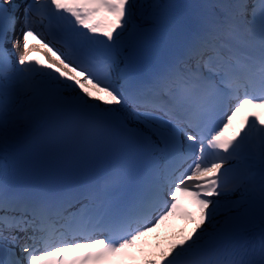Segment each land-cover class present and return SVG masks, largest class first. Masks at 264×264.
Listing matches in <instances>:
<instances>
[{
    "label": "snow or ice",
    "instance_id": "1",
    "mask_svg": "<svg viewBox=\"0 0 264 264\" xmlns=\"http://www.w3.org/2000/svg\"><path fill=\"white\" fill-rule=\"evenodd\" d=\"M256 110L264 0H0V264H264Z\"/></svg>",
    "mask_w": 264,
    "mask_h": 264
},
{
    "label": "rangeland",
    "instance_id": "2",
    "mask_svg": "<svg viewBox=\"0 0 264 264\" xmlns=\"http://www.w3.org/2000/svg\"><path fill=\"white\" fill-rule=\"evenodd\" d=\"M31 42H32V40L29 41L30 46L39 47V48L43 49L39 43H38V45H36V43L31 44ZM48 56L50 57V54H48ZM193 227H195V224L194 223H190L189 226L186 229L182 230V232L183 233L190 232ZM174 232H178V233H174ZM179 233H180L179 231L168 232L167 234H165L166 235V240L169 239V238H172V237H179L180 236ZM162 238H164V236ZM160 239H161V237H160Z\"/></svg>",
    "mask_w": 264,
    "mask_h": 264
},
{
    "label": "bare ground",
    "instance_id": "3",
    "mask_svg": "<svg viewBox=\"0 0 264 264\" xmlns=\"http://www.w3.org/2000/svg\"><path fill=\"white\" fill-rule=\"evenodd\" d=\"M36 41L32 40L31 44H34ZM39 42L36 43V45H38ZM40 44V43H39ZM46 51V50H45ZM49 54V53H48Z\"/></svg>",
    "mask_w": 264,
    "mask_h": 264
}]
</instances>
